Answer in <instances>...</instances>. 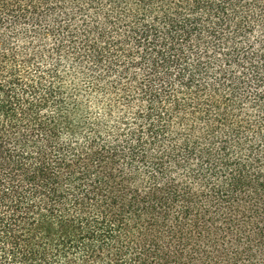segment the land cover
I'll return each mask as SVG.
<instances>
[{
	"label": "trees",
	"instance_id": "trees-1",
	"mask_svg": "<svg viewBox=\"0 0 264 264\" xmlns=\"http://www.w3.org/2000/svg\"><path fill=\"white\" fill-rule=\"evenodd\" d=\"M0 264H264V0H0Z\"/></svg>",
	"mask_w": 264,
	"mask_h": 264
}]
</instances>
